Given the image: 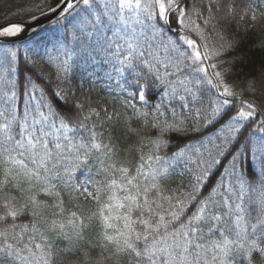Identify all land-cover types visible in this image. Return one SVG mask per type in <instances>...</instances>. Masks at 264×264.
<instances>
[{
	"label": "snow or ice",
	"instance_id": "6c2138e0",
	"mask_svg": "<svg viewBox=\"0 0 264 264\" xmlns=\"http://www.w3.org/2000/svg\"><path fill=\"white\" fill-rule=\"evenodd\" d=\"M83 4L95 13L94 28L115 26L103 54L124 82L123 96L116 97L124 111L109 112L94 107L88 96L81 99L79 82L70 84L67 92L63 88L54 92L66 106L63 112L54 111L50 103L35 99L36 79L44 78L35 64L20 82L19 92L17 82L9 79L14 68L0 75V161L7 165L0 169V264H82L80 257L87 260L88 251L80 248L81 242L88 249L99 247L108 252L105 259L114 264L121 260L125 264H200L208 251L211 264H264V137L251 138L253 159L259 160L258 171L252 172L256 182L245 178L240 170L243 161L234 156L233 180L225 186L222 178L184 220L187 202L196 199L208 169L197 176L193 192L180 197L166 187L168 167L152 166L153 161L159 164L163 159L156 153L167 145L165 136L184 129L174 108L171 120L162 111L165 99L179 100L182 108L202 103L200 85L215 80L213 86L219 88L224 79L212 62L220 60L224 45L210 49L197 21L224 40L217 26L231 27L248 16L256 20V9H264V0H83ZM259 14L264 16V11ZM173 23L175 39L170 35ZM14 29L19 26L10 25L0 34ZM193 33L201 42L192 38ZM54 71L58 80L66 77L68 61L57 63ZM156 95H161V103L150 104ZM221 95L232 97L234 93L223 85ZM229 104L227 99L218 101L210 115L215 118ZM246 107L248 111L231 106L224 112L235 111L230 130L239 131L232 124L253 117V105ZM152 130L157 135H146ZM259 131L264 132V127ZM121 137L139 138L135 165L117 166ZM145 140L153 150L147 157L142 152ZM183 155L181 150L177 158ZM90 162H98L102 178H89L80 186L70 183L77 170H92ZM88 184L93 186L91 191ZM58 187L71 188L100 206L98 213L87 218L89 222L98 218L96 243L85 239L89 224L84 217L73 211L64 218ZM41 194L53 198V203L38 199ZM53 209L49 219L45 213ZM21 217L29 223H17ZM206 233L219 236L209 242L204 239Z\"/></svg>",
	"mask_w": 264,
	"mask_h": 264
},
{
	"label": "trees",
	"instance_id": "16d2710c",
	"mask_svg": "<svg viewBox=\"0 0 264 264\" xmlns=\"http://www.w3.org/2000/svg\"><path fill=\"white\" fill-rule=\"evenodd\" d=\"M60 1L0 0V24L24 19ZM261 11L264 9H256V20L248 16L231 27L217 26L218 30L224 34V40H221L211 27L205 26L198 20L201 28L205 30L206 42L210 49L221 48V45H224L220 60L212 61L218 65L216 70L224 73L222 85L219 88L214 87L215 80L212 84L200 85L204 89L202 103L192 102L188 107L182 108L179 100L169 102L165 99L162 106V111H165L170 120L172 119V108H174L177 113L176 118L184 121L183 131L170 132L165 136L168 141L167 145L162 151L156 153L163 159L159 164L152 162L153 167H159L160 164L168 167L170 178L166 187L171 190L172 194L182 197V194L193 192L197 184L196 178L201 174L202 169H208L209 173L199 182L200 188L196 199L187 202V209L181 217L182 220L197 210L198 202L207 197L222 178L225 186L233 180L230 172L234 156L243 161L240 170L244 171L245 178L252 183L256 182V177L252 175V172L258 171L259 160L253 159L254 141L251 138L255 137L259 140L264 137V132L259 131L264 127V16L259 14ZM89 12H92V15H89ZM94 16L95 13L92 9H86L82 0L63 19L49 25L39 36L25 42L0 43V75L8 68H14L15 71L9 74V79L17 82L19 92L20 82L27 79L35 64L44 73V78H37L35 82L37 85L36 101H41L42 104L50 103L54 111L63 112L66 110L64 100L55 96L54 92H59L61 88L67 92L70 84L79 82L81 88L77 95L81 99L88 96L94 107L107 108L109 112L115 109L123 113L124 110L116 97L123 96L120 88L124 82L116 76L103 54L104 47L112 37L115 26L94 28L91 24ZM175 29L176 26L173 23L170 33L173 39L176 38ZM192 38L201 42L195 33L192 34ZM12 53H15L14 57ZM64 60L68 61L70 71L66 77L58 80L54 69L57 63ZM207 64L206 62L205 66ZM211 72L212 69H209V75ZM223 85H227L234 93L232 97L221 95ZM27 99L28 96L25 94L24 100L27 101ZM224 99L229 100L230 104L224 105L222 112L213 118L210 115L211 109L217 107L218 101L222 102ZM17 103L19 104L20 101L18 100ZM160 103L161 95H156L150 100L152 105ZM247 103L253 105V117L246 121L233 123L232 129L239 128V131L230 130L228 127L230 116L235 115V111H230L227 115L224 112L228 111L231 106L244 107V110L248 111ZM209 120L211 123L208 122ZM116 134L120 135V133ZM146 135L155 136L157 133L152 130ZM140 146L138 137H121L118 144L120 151L115 161L117 166L138 163L139 153L135 151V148ZM130 148L131 152H129ZM181 150L184 155L177 158ZM152 151V146L145 140L142 148L145 157L151 155ZM90 163L92 170H77L70 183L80 186L89 178L100 180L103 174L98 171V162ZM4 167L7 165L0 161V169ZM92 187V184H88L90 191ZM58 190L64 200V218L67 219L68 213L73 211L84 217L85 223L89 224L85 231V239L90 243H96L100 231L98 218L93 217L91 222L87 218L92 217L93 213H98L100 206L91 198L85 199L79 192H73L71 188L58 187ZM38 199H46L48 204L53 203V198L45 197L43 194L38 196ZM103 199L102 197L101 200ZM52 211L54 209L45 213L49 219ZM17 223L23 225L29 223V220L21 217ZM218 236L219 233H206L204 239L210 242ZM53 243H59V241L53 239ZM64 244L67 245V241ZM79 246L88 251L87 260L83 256L80 257L82 264H114L113 260L105 259L109 253L104 252L103 249L99 247L88 249L84 242H81ZM24 255H27V252ZM205 260L211 264V251H208L206 256L200 260V264H205ZM119 264H125V262L121 260ZM255 264H259V261Z\"/></svg>",
	"mask_w": 264,
	"mask_h": 264
},
{
	"label": "water",
	"instance_id": "95a60500",
	"mask_svg": "<svg viewBox=\"0 0 264 264\" xmlns=\"http://www.w3.org/2000/svg\"><path fill=\"white\" fill-rule=\"evenodd\" d=\"M81 0H62L60 3L33 16L12 20L0 25V32L10 24L19 26L18 31L12 35L0 34V42L24 41L37 34L46 25L60 19Z\"/></svg>",
	"mask_w": 264,
	"mask_h": 264
},
{
	"label": "bare ground",
	"instance_id": "6f19581e",
	"mask_svg": "<svg viewBox=\"0 0 264 264\" xmlns=\"http://www.w3.org/2000/svg\"><path fill=\"white\" fill-rule=\"evenodd\" d=\"M13 31H15V29Z\"/></svg>",
	"mask_w": 264,
	"mask_h": 264
}]
</instances>
